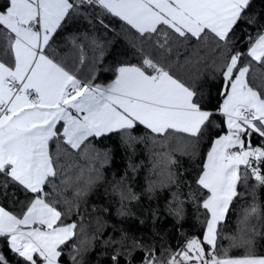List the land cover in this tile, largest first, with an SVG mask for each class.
<instances>
[{
	"label": "snow or ice",
	"instance_id": "6c2138e0",
	"mask_svg": "<svg viewBox=\"0 0 264 264\" xmlns=\"http://www.w3.org/2000/svg\"><path fill=\"white\" fill-rule=\"evenodd\" d=\"M85 3L102 15L118 18L142 37L157 34L163 39V43L158 41L161 49L167 46L169 30L183 40H199L210 32L227 46L250 8V0H0V45L13 58L8 63L0 60V176L4 177L0 189L6 195L11 182L31 194L19 215L0 206V241L9 250L0 252V264H59L62 246L78 236V225L64 222L72 213V201L63 200L65 211L58 207L60 186L53 181L61 173L49 151L50 141L62 139L79 150L90 137L118 133L131 147L143 139L132 135L142 125L166 140L182 134L188 143L176 151L195 155V141L219 127L217 113L224 117L227 132L212 141L194 181L202 194L199 207L206 213L203 238L188 239L166 260L150 252L146 264H264V255L256 254L252 238L259 233L249 226L252 217L260 216L255 203L238 221L239 242L231 238L230 247H243L244 254L233 256L229 249L218 248L230 206L244 195L238 186L247 188L250 174L256 181L253 192L255 187H264V93L249 85L250 65H243V53L226 54L221 67L223 102L215 110L205 108L197 90L174 76L163 58L145 56L141 65L121 64L107 85L94 83L95 70L84 82L47 50L54 34ZM247 22L254 20L247 18ZM247 56L264 63V28L248 37ZM61 122L62 131L57 127ZM254 134L261 138L256 146L251 143ZM166 160L168 168L177 163L170 154ZM161 175L158 185L150 182L147 191L176 185L175 212L181 216L184 200L179 180L172 171ZM92 183L91 177L84 180L85 188L78 189L76 196H82ZM49 184H53L52 192L46 190ZM61 184L68 181L61 180ZM121 199L138 197L128 189L121 192ZM188 199L195 200V194L189 192ZM248 233L252 236L245 239ZM127 240L122 234L108 243L124 245ZM89 245L87 240L73 245V264H82L77 256L88 251ZM118 255H113L114 262Z\"/></svg>",
	"mask_w": 264,
	"mask_h": 264
},
{
	"label": "trees",
	"instance_id": "16d2710c",
	"mask_svg": "<svg viewBox=\"0 0 264 264\" xmlns=\"http://www.w3.org/2000/svg\"><path fill=\"white\" fill-rule=\"evenodd\" d=\"M247 18H252L254 23L249 24ZM247 18L227 46L210 32L199 40L194 37L183 40L169 30L167 46L161 49L158 41L163 43V39L157 34L142 37L118 18L102 15L98 8L85 3L78 5L71 18L54 34L47 53L84 82L92 78L95 70L94 83L101 85H107L115 78L114 69L121 64L141 65L145 56L156 60L163 58L171 65L174 76L197 90L203 106L215 110L223 102L221 67L226 54L230 56L233 51H241L243 65H250L246 77L249 85L264 93V63L247 56L248 37H255L264 28V0H250ZM223 121L224 117L217 113L215 124L219 127H212L195 141V155H181L176 151L188 143L189 138L182 134L166 140L154 136L142 125L132 135L143 139L131 147L122 142L118 133L90 137L79 150L71 149L62 139L50 141L49 151L61 173L53 181L60 186V194L56 197L61 200L58 207L65 211L63 200H71L73 210L64 222L78 225V236L67 246H62L59 264H73V245L79 246L81 240L90 241L89 250L77 256L82 259V264H146L150 252L158 260H166L188 239L194 236L202 239L206 213L199 207L202 194L194 181L202 170L212 141L227 132ZM57 127L61 129L60 124ZM260 142L257 135L251 137L253 146ZM169 154L177 161L170 168L166 160ZM168 171L174 172L179 180V191L184 200L181 216L175 212L177 204L173 193L178 190L176 185L157 186L153 192L147 191L150 182L158 185L161 174L166 175ZM78 177H81L79 181ZM89 177L94 183L77 197V190L85 188L84 180ZM3 180L0 176V182ZM61 180H67L68 184H61ZM53 184L47 185L46 190L52 192ZM255 184L249 174L248 187L238 186V191L244 195L234 200L222 223L218 248L229 249L233 256L244 254L243 247H230L231 238L235 237L239 242L238 221L253 203L258 206L260 216L252 217L249 226L259 233L252 237L256 254L264 255V187H255L253 192ZM128 189L138 199L122 200L121 192L126 193ZM189 192L195 194V200L188 199ZM30 195L10 182L6 195L0 189V206L19 215ZM122 234L128 237L124 245L108 243L119 240ZM249 236L252 234L248 233L245 239ZM132 241L140 247H134ZM4 243L0 241V252L9 251ZM117 253L118 261L114 262L112 257Z\"/></svg>",
	"mask_w": 264,
	"mask_h": 264
},
{
	"label": "crops",
	"instance_id": "0c3cea01",
	"mask_svg": "<svg viewBox=\"0 0 264 264\" xmlns=\"http://www.w3.org/2000/svg\"><path fill=\"white\" fill-rule=\"evenodd\" d=\"M134 30V29H133ZM13 58H12V56H11V54L9 53V54H7V55H5L4 54V52H3V46L2 45H0V60H3L4 62H6V63H8V62H10L11 60H12ZM223 100V99H222ZM60 125H61V131H62V122L60 123ZM212 146V145H211ZM211 148V147H210ZM210 148H209V150H210ZM208 150V151H209ZM208 153V152H207ZM207 157V156H206ZM206 157H205V160H206Z\"/></svg>",
	"mask_w": 264,
	"mask_h": 264
}]
</instances>
